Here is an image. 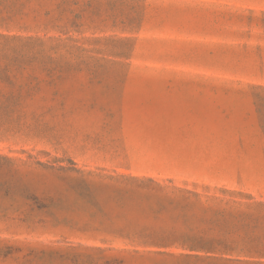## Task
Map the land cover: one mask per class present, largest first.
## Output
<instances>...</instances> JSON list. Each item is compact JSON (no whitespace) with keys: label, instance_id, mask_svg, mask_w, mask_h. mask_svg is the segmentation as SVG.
<instances>
[{"label":"rangeland","instance_id":"374dc122","mask_svg":"<svg viewBox=\"0 0 264 264\" xmlns=\"http://www.w3.org/2000/svg\"><path fill=\"white\" fill-rule=\"evenodd\" d=\"M0 264H264V0H0Z\"/></svg>","mask_w":264,"mask_h":264},{"label":"trees","instance_id":"16d2710c","mask_svg":"<svg viewBox=\"0 0 264 264\" xmlns=\"http://www.w3.org/2000/svg\"><path fill=\"white\" fill-rule=\"evenodd\" d=\"M151 183H155L153 180H150ZM159 186V184H157ZM242 196H246L249 199H252L253 197L251 195H244L242 193H239ZM165 243H180L182 245L188 246L191 249H199V250H207V251H213L217 248L225 247L224 242L222 240L216 239V238H186V239H180V240H172V239H166Z\"/></svg>","mask_w":264,"mask_h":264}]
</instances>
